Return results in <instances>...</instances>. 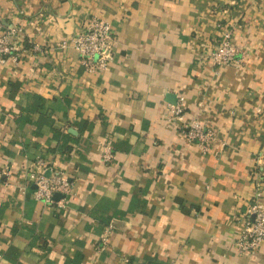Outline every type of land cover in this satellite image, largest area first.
<instances>
[{
  "label": "crops",
  "instance_id": "crops-1",
  "mask_svg": "<svg viewBox=\"0 0 264 264\" xmlns=\"http://www.w3.org/2000/svg\"><path fill=\"white\" fill-rule=\"evenodd\" d=\"M91 16L114 36L100 74L70 42ZM9 27L27 42L0 66V264H264L233 245L256 178L264 199V0H0ZM227 33L238 63L201 59ZM180 99L208 151L168 122ZM37 159L66 207L33 198Z\"/></svg>",
  "mask_w": 264,
  "mask_h": 264
},
{
  "label": "built area",
  "instance_id": "built-area-1",
  "mask_svg": "<svg viewBox=\"0 0 264 264\" xmlns=\"http://www.w3.org/2000/svg\"><path fill=\"white\" fill-rule=\"evenodd\" d=\"M27 40L20 33V29L9 27L0 33V66L8 60L16 61L17 52L22 50ZM80 65L88 73H103L113 59L114 36L111 24L104 18L91 16L82 23L70 40ZM36 49V47H35ZM239 48L230 42L229 33L214 49L201 56L213 66H227L238 63ZM219 71H217L218 73ZM169 123H180V131L185 138L200 146L203 152L209 150L215 140L212 130L206 129L197 119L182 121V100L170 107ZM101 159L110 164L115 159V152L109 144L101 149ZM48 173V175H47ZM6 175L0 168V182ZM26 181L33 186L32 195L36 201L47 206L57 205L66 207V200L72 194V182L61 171L52 170L48 163L37 159L25 172ZM62 196L54 200V195ZM243 228L234 241V249L238 254L251 255L264 245V199L262 183L255 179L251 202L242 216ZM106 243V237L102 238Z\"/></svg>",
  "mask_w": 264,
  "mask_h": 264
},
{
  "label": "water",
  "instance_id": "water-1",
  "mask_svg": "<svg viewBox=\"0 0 264 264\" xmlns=\"http://www.w3.org/2000/svg\"><path fill=\"white\" fill-rule=\"evenodd\" d=\"M47 175H48V173H47ZM60 198H62V196L61 195H59V194H55L54 195V200H59Z\"/></svg>",
  "mask_w": 264,
  "mask_h": 264
}]
</instances>
